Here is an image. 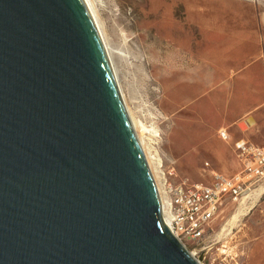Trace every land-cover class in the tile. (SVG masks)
Instances as JSON below:
<instances>
[{
	"label": "water",
	"instance_id": "obj_1",
	"mask_svg": "<svg viewBox=\"0 0 264 264\" xmlns=\"http://www.w3.org/2000/svg\"><path fill=\"white\" fill-rule=\"evenodd\" d=\"M0 264H198L90 0H0Z\"/></svg>",
	"mask_w": 264,
	"mask_h": 264
},
{
	"label": "rangeland",
	"instance_id": "obj_2",
	"mask_svg": "<svg viewBox=\"0 0 264 264\" xmlns=\"http://www.w3.org/2000/svg\"><path fill=\"white\" fill-rule=\"evenodd\" d=\"M93 1L110 44L126 59L116 62L121 88L128 113L144 128L161 195L165 185H206L216 175L240 173L238 147L250 143L249 121L255 127L250 141L264 148V0ZM133 5L158 17H132ZM148 27L156 29L150 38ZM141 44L160 50L153 85L137 77L144 74L133 60ZM220 131L228 133L227 141ZM263 188L264 179L243 199L227 200L205 236L185 243L198 264H264V210L249 223L251 208L264 207Z\"/></svg>",
	"mask_w": 264,
	"mask_h": 264
},
{
	"label": "built area",
	"instance_id": "obj_3",
	"mask_svg": "<svg viewBox=\"0 0 264 264\" xmlns=\"http://www.w3.org/2000/svg\"><path fill=\"white\" fill-rule=\"evenodd\" d=\"M220 138L227 141L229 135L226 131H220ZM238 149L243 169L235 176L225 178L216 175L213 183L206 185H165L163 217L184 246L205 236L208 224L223 203L243 199L248 189L264 179V148L241 143Z\"/></svg>",
	"mask_w": 264,
	"mask_h": 264
},
{
	"label": "bare ground",
	"instance_id": "obj_4",
	"mask_svg": "<svg viewBox=\"0 0 264 264\" xmlns=\"http://www.w3.org/2000/svg\"><path fill=\"white\" fill-rule=\"evenodd\" d=\"M90 2H91V4H92V6H93V8H94V11H95V13H96V16H97V19H98V21H99V24H100V27H101V29H102V32H103V35H104V38H105V41H106V44H107V47H108V51H109V54H110V57H111V61H112V64H113V67H114V71H115V74H116V78H117V81H118V84H119V87H120V90H121V93H122V95H123V98H124V101H126V99H125V95H124V93H123V91H122V88H121V86H122V81H121V77L119 76V73H118V70H117V66H116V62H125L126 61V59L123 57V55L121 54V52H119L118 50H116L115 48H113V46L110 44V42H109V40H108V37H107V35H106V33H105V30H104V27H103V24H102V22L100 21V19H99V16H98V13H97V9H96V4H95V2L93 1V0H90ZM138 2V1H137ZM143 3V2H142ZM141 4V3H140ZM134 6V8H133V12H132V17L134 16V14L137 12V15H140L141 16V18H142V20L143 21H149V20H151L152 18H156V17H158L157 15L155 16V15H152V13H150V12H148V11H145V9L144 8H141L140 7V9L139 8H137V6H135V5H133ZM137 18V17H136ZM136 25V21H134V23L132 24V26H135ZM149 25V24H148ZM149 29H148V35H147V38H150L151 37V35H152V32H153V30H156L155 28L152 30V27L150 28V27H148ZM140 30V29H139ZM142 30V29H141ZM140 33V32H139ZM190 33V32H189ZM194 34V36H195V32H193ZM141 35V34H140ZM157 35V34H156ZM168 37V36H167ZM179 38V37H178ZM197 38H195L194 40H196ZM142 41V40H141ZM145 41H147V40H145ZM164 40H161V42H163ZM193 41V40H192ZM180 43H181V45H180ZM179 43V46L181 47H179L180 48V50H184L185 49V46H184V44L182 43V42H180ZM197 45L198 44H194V47L195 48H197ZM158 47V46H157ZM138 48V47H137ZM140 50V53H139V56L138 57H135L133 60L135 61V62H137V63H139L140 64V66H141V68L143 69V73L144 74H142L141 76L142 77H140V72L138 71V73H139V75L137 74V77H139V79L142 81V83L143 84H147V85H149V84H151V85H153L155 82H156V80L155 79H157L156 78V74H157V70H158V62L160 61V59H161V54L159 53V52H157V51H160L158 48L156 49V48H151V46H149V47H147V46H145L144 44H141V46H140V48H139ZM146 50H150V52L152 53V56H150V57H147V52H146ZM163 67V66H162ZM161 68V67H160ZM164 68V67H163ZM142 71V70H141ZM145 72H146V74H145ZM166 77V76H165ZM162 79V78H161ZM158 81V80H157ZM168 81V80H167ZM164 82V81H163ZM166 82V81H165ZM161 83V82H160ZM131 84V83H130ZM163 85H161V87H162ZM149 89H151V88H149L148 87V90ZM138 90V89H137ZM147 90V89H146ZM147 90V91H148ZM162 92L166 95V97H167V89L165 88V86L164 87H162ZM139 91V90H138ZM142 94V93H141ZM163 99V98H162ZM163 101V100H162ZM126 105H127V101H126V103H125ZM129 110V109H128ZM129 116H130V119H131V121H132V123H133V126H134V128H135V131H136V134H137V137H138V139H139V142H140V144H141V147H142V149H143V151H144V154H145V157H146V160H147V162H148V165H149V168L151 169L152 168V166L149 164V163H151V162H149V159L147 158V153H146V151H145V144H144V140H143V135H142V132H144V128H143V126H142V128L140 129L139 127V123H137V121L135 120V118H134V115H133V113H132V111H130L129 112ZM147 147V146H146ZM149 154V153H148ZM151 158V157H150ZM153 174V173H152ZM154 178V177H153ZM155 179V178H154ZM157 183V182H156ZM158 188V191H159V195H160V199H161V197H162V195H161V193H160V188H159V186L157 187ZM161 203H163V198H162V200H161ZM183 244V243H182ZM186 247V246H185ZM192 254V253H191ZM194 254H192L191 256L192 257H194L193 256Z\"/></svg>",
	"mask_w": 264,
	"mask_h": 264
},
{
	"label": "crops",
	"instance_id": "obj_5",
	"mask_svg": "<svg viewBox=\"0 0 264 264\" xmlns=\"http://www.w3.org/2000/svg\"><path fill=\"white\" fill-rule=\"evenodd\" d=\"M251 118H253L254 119V116H252ZM250 120V119H249ZM249 124L251 125V123H250V121H249ZM250 125H249V128L247 129L246 128V130H249V144H253V145H255V146H263V144H260V143H257V142H251L250 141V135L252 134V133H254V128L255 127H253V126H251L250 127ZM257 130V129H256ZM252 136V135H251ZM257 191H258V189H257ZM264 195V188H263V191L261 192V194H260V196L259 197H262ZM259 199V198H258ZM263 210H264V207L263 206H261V205H259V206H257V205H254L252 208H251V210H250V217H249V223L251 222V223H253V221L255 220V218H256V216L258 215V214H261L262 212H263Z\"/></svg>",
	"mask_w": 264,
	"mask_h": 264
}]
</instances>
